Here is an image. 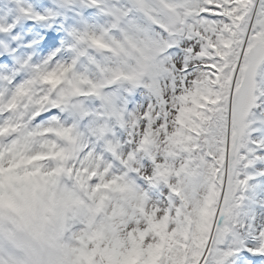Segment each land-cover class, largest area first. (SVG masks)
Masks as SVG:
<instances>
[{
    "label": "snow or ice",
    "instance_id": "6c2138e0",
    "mask_svg": "<svg viewBox=\"0 0 264 264\" xmlns=\"http://www.w3.org/2000/svg\"><path fill=\"white\" fill-rule=\"evenodd\" d=\"M143 12L147 102L114 110L127 147L111 129L83 165L108 201L87 264H224L246 183L239 152L264 121V0H144Z\"/></svg>",
    "mask_w": 264,
    "mask_h": 264
},
{
    "label": "clouds",
    "instance_id": "9594fccd",
    "mask_svg": "<svg viewBox=\"0 0 264 264\" xmlns=\"http://www.w3.org/2000/svg\"><path fill=\"white\" fill-rule=\"evenodd\" d=\"M15 2L6 0V5ZM79 2L52 0L54 9L43 15L34 13L31 6L19 7L12 23L7 15L0 19V34L9 36L25 20L50 29ZM83 3L101 7V0ZM143 3L130 0L131 7L112 9L107 13L108 26L99 32L86 27L70 31L63 49L70 54L69 60L53 63L61 52L57 49L33 65V53L16 58L11 75L0 76V264H87L88 254L98 243L92 234L108 201L99 207L101 193L89 187L90 170L83 165L90 141L99 145L110 135L114 110L120 108L116 104L119 90L127 87L131 93L141 88L148 75L154 57L142 34L113 37L131 13L144 16ZM144 18L143 29L150 31L152 24ZM21 39L12 37L13 42ZM39 42L34 39L23 47L33 48ZM0 45L8 51L4 41ZM90 55L106 57L110 63L97 65L95 76L78 73V65ZM21 72H28V78L9 88ZM53 110L59 115L34 123ZM233 255L234 251L225 252L224 264Z\"/></svg>",
    "mask_w": 264,
    "mask_h": 264
},
{
    "label": "bare ground",
    "instance_id": "6f19581e",
    "mask_svg": "<svg viewBox=\"0 0 264 264\" xmlns=\"http://www.w3.org/2000/svg\"><path fill=\"white\" fill-rule=\"evenodd\" d=\"M64 48L61 49V52L64 54ZM264 126L262 121L253 122L252 126ZM259 145L262 144V141H259ZM256 148V147H255ZM258 148H261L258 146ZM261 153H264L262 148ZM264 166V158L261 161H256L253 166ZM249 179V178H248ZM247 197L250 198L245 203H243V213L247 214L249 217H258L262 219L264 217V177L261 178H250L249 187L247 188Z\"/></svg>",
    "mask_w": 264,
    "mask_h": 264
},
{
    "label": "rangeland",
    "instance_id": "374dc122",
    "mask_svg": "<svg viewBox=\"0 0 264 264\" xmlns=\"http://www.w3.org/2000/svg\"><path fill=\"white\" fill-rule=\"evenodd\" d=\"M128 4H129V0H127L126 1V6H128ZM134 17H136L138 20H139V22H141L142 23V26H143V28H144V26H145V24H146V20H145V18H144V16L142 15V14H134L133 15ZM139 22H136V20L134 19V18H132V20L126 25V27H125V33L126 34H133V33H135V32H129V30L131 29V28H134V29H138L137 31H139L140 29H143V28H141L140 27V25H138V23ZM126 29H127V31H126ZM134 31H136V30H134ZM251 120V119H250ZM151 192H153V193H155L156 192V190H152ZM240 194V191H238V195ZM156 195H159L158 193H156ZM149 197V200L151 201V202H154L153 200H155L156 202L158 201L157 199H155V198H153V197H151V196H148ZM241 200L239 201V212L237 213V214H235V217H236V220H242V219H244V214L243 213H241V211H240V207H241ZM246 217H248V215L246 216ZM249 219H250V217H248ZM227 239V237L225 238V240ZM225 243V242H224ZM221 246V245H220Z\"/></svg>",
    "mask_w": 264,
    "mask_h": 264
}]
</instances>
